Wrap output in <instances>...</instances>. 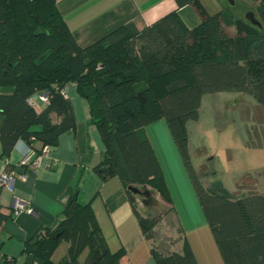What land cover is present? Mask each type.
I'll list each match as a JSON object with an SVG mask.
<instances>
[{
	"label": "trees",
	"instance_id": "trees-1",
	"mask_svg": "<svg viewBox=\"0 0 264 264\" xmlns=\"http://www.w3.org/2000/svg\"><path fill=\"white\" fill-rule=\"evenodd\" d=\"M56 1L0 0V86L12 88L0 93L1 157L6 159L18 140L29 146L37 141L40 151L74 129L72 104L63 94L66 84H74L103 145L93 170L102 179H119L147 238L160 218L174 211L144 131L163 119L223 263L264 264V194L236 196L219 181L202 184L186 129L188 121L198 120L206 94L240 92L264 109V0H251L260 26L243 18L248 7L239 0L238 11L226 3L214 13L201 0H174L173 10L145 27L128 21L83 47L74 42ZM186 5L199 17L192 27L178 14ZM41 92L46 105L36 112L29 98ZM5 169L10 171L7 164ZM129 185L152 189L168 207L141 212ZM76 191L53 226L24 242L28 264H120L122 249H108L92 208L79 201V187ZM1 209L0 228L9 217ZM62 241L66 254L53 262ZM151 255L154 264H198L186 238L181 252L152 247Z\"/></svg>",
	"mask_w": 264,
	"mask_h": 264
},
{
	"label": "crops",
	"instance_id": "crops-1",
	"mask_svg": "<svg viewBox=\"0 0 264 264\" xmlns=\"http://www.w3.org/2000/svg\"><path fill=\"white\" fill-rule=\"evenodd\" d=\"M201 3L209 13L217 12L225 8L226 3L228 4L226 0H209L212 6L210 8L206 6L204 0H201ZM56 7L76 45L83 47L128 21H133L136 27L141 29L173 10L175 2L174 0H57ZM178 14L188 27L199 22L198 15L189 5L179 8ZM11 91L12 88L9 86H0V93ZM38 94L34 93L29 98V103L36 112L43 110L46 105L38 99ZM63 94L72 104L76 125L74 129L59 135L56 145L48 147L46 157L40 156L39 142L34 141L32 146H29L25 141L18 140L9 156L4 159L1 157L0 144V176L7 172L6 164L15 176L13 190L9 191L2 187L0 191L1 210L9 215L0 228V264H28V257L23 252L24 242L31 239L37 230L55 224L65 204L77 192V187H79L78 199L81 203H88L92 208L108 249L112 252L122 249L119 263L154 264L151 255L152 245L140 230L138 217L132 210L126 189L117 177L102 179L93 170L101 159L103 145L98 131L89 122L86 102L78 96L72 83L66 84ZM1 120L0 115V123ZM199 120L200 111L198 120L195 121L197 126ZM213 128L210 125L198 129L197 132L200 133L199 144L206 147L207 151L211 150L204 144L205 139L219 140V135L221 136ZM144 131L162 169L172 199L174 206L172 215L200 264L189 234L209 228L191 182L165 121L160 119L151 123L145 126ZM24 156H28L29 160L37 159V164L21 166L20 161ZM14 198L25 201L32 208L33 213L23 212L13 216L11 210ZM65 243L60 252L58 247L53 251L51 255L53 262H58L65 256L68 247L67 242ZM181 249L182 246L176 252H181Z\"/></svg>",
	"mask_w": 264,
	"mask_h": 264
},
{
	"label": "rangeland",
	"instance_id": "rangeland-1",
	"mask_svg": "<svg viewBox=\"0 0 264 264\" xmlns=\"http://www.w3.org/2000/svg\"><path fill=\"white\" fill-rule=\"evenodd\" d=\"M239 1L250 10L256 7L251 0ZM204 2L207 7H212L209 0ZM238 10V6L233 7V11ZM199 111L198 126L195 121H188L187 126L188 150L202 184L210 186L219 181L236 196L250 192L264 194V109L250 95L232 91L205 95ZM209 124L221 134L219 140L205 139L204 144L211 151L199 144L200 133H197ZM155 198L160 209L168 207L157 195ZM137 206L142 210L139 202ZM147 239L153 248L164 252L178 250L184 240L172 212L160 218ZM189 239L200 264H224L207 227L190 233ZM65 244L60 242L59 252Z\"/></svg>",
	"mask_w": 264,
	"mask_h": 264
},
{
	"label": "built area",
	"instance_id": "built-area-1",
	"mask_svg": "<svg viewBox=\"0 0 264 264\" xmlns=\"http://www.w3.org/2000/svg\"><path fill=\"white\" fill-rule=\"evenodd\" d=\"M38 99L41 102L46 103V94L45 92H41L38 94ZM48 152V146H43L40 150V156H47ZM37 164V159L34 160H29L28 156H24L21 161L20 165L21 166H35ZM14 174L12 171L6 172L0 176V186L3 188L8 189L9 191L13 190V182H14ZM22 177V176H21ZM27 213V214H32L33 210L32 208L22 199L20 198H14L13 203H12V210L11 213L13 216H16L20 213Z\"/></svg>",
	"mask_w": 264,
	"mask_h": 264
},
{
	"label": "water",
	"instance_id": "water-1",
	"mask_svg": "<svg viewBox=\"0 0 264 264\" xmlns=\"http://www.w3.org/2000/svg\"><path fill=\"white\" fill-rule=\"evenodd\" d=\"M230 6L235 4V0H226ZM244 19L249 21L251 24L260 26L259 21L256 19L255 14L252 10H247L244 14ZM127 189L136 196L137 202H139L142 205L141 212L146 211L150 207H159L158 200L155 198V196L158 194L153 191L152 189L146 187V186H136V185H129Z\"/></svg>",
	"mask_w": 264,
	"mask_h": 264
}]
</instances>
